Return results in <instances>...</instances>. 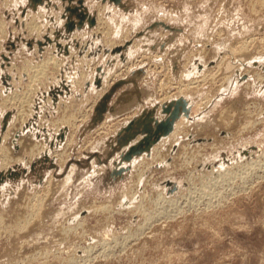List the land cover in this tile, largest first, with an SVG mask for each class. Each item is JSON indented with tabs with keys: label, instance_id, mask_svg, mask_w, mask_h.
Listing matches in <instances>:
<instances>
[{
	"label": "rangeland",
	"instance_id": "1",
	"mask_svg": "<svg viewBox=\"0 0 264 264\" xmlns=\"http://www.w3.org/2000/svg\"><path fill=\"white\" fill-rule=\"evenodd\" d=\"M43 1L0 0V264H264V0Z\"/></svg>",
	"mask_w": 264,
	"mask_h": 264
},
{
	"label": "water",
	"instance_id": "2",
	"mask_svg": "<svg viewBox=\"0 0 264 264\" xmlns=\"http://www.w3.org/2000/svg\"><path fill=\"white\" fill-rule=\"evenodd\" d=\"M69 1H70V3H72L73 0H69ZM114 1L116 3L121 2V0H114ZM36 2H40L41 4H44L43 0H36ZM77 2L79 3L78 6H74V7L70 6V7H67L66 9L71 11L72 13L76 14L78 16V18L81 20L78 26H81L82 21L86 18H89L90 26H94L96 24V18L87 13L86 9L84 8V3L82 0H77ZM67 27H68V31H72L76 27V25L71 22L67 25ZM47 40L49 42L51 41L49 38H47ZM40 45H42V43H40ZM118 50L121 51V49H118ZM105 98H109V95L106 96ZM173 105L175 106V109L172 110V109L168 108L167 112L170 114V116L167 117L166 120L163 122L158 121L156 123V126H157L156 129L152 130V128L150 126V123L152 120L150 121V123L148 122L146 129H145V131L148 133V136H146L144 141L140 142V144L130 147V150L124 156V159L126 161H131V159L134 156H136L138 154H142L144 151H149L153 144L158 142L163 136L169 135L173 131L174 123H175L176 119L180 116V113L183 111L188 112V110H189L188 104L184 99H180V100L176 101L175 103H173ZM104 110H105V107L100 108V113L103 112ZM8 117H9V115H7L5 118V121H4L5 126L7 124ZM134 129H135V122H133L127 128H124V130L122 132H120V135H123L125 132L132 133V131ZM135 135L136 134L133 133L131 135V138H134ZM11 173L13 175V173H15V172L12 171ZM120 173H122V172L120 171ZM3 180H4V175H0V182Z\"/></svg>",
	"mask_w": 264,
	"mask_h": 264
},
{
	"label": "bare ground",
	"instance_id": "3",
	"mask_svg": "<svg viewBox=\"0 0 264 264\" xmlns=\"http://www.w3.org/2000/svg\"><path fill=\"white\" fill-rule=\"evenodd\" d=\"M140 21H141V19L137 20V23L140 22ZM141 22H142V21H141ZM34 27H35V26H34ZM36 27H37V26H36ZM172 36H173V35H172ZM254 40H255V39H254ZM248 41H249V40H248ZM112 43H113V42H112ZM178 46H179V48H181V47L184 48L183 45H178ZM178 46H177V47H178ZM178 50H179V49H178ZM178 50H176V53H177ZM224 50H225V49H224ZM181 51H182V49H181ZM181 51H180V52H181ZM173 52H174V51H173ZM231 52H232V51H231ZM242 59H243V57H242ZM53 60H55V59H54L53 57H50L48 60H46V62H44L46 65H43L42 63H41V65H43V66H47V65H48L50 62H52ZM198 60H199V59H198ZM55 61H56V60H55ZM245 62H246V61H245ZM223 64H224V62H223ZM234 64H235V63H234ZM217 65H218V64H217ZM40 67H41V66H40ZM40 67H38V66H37V67H34L33 70L35 71V68H38V70L36 69V72L39 73V72L42 71V72H41V75H42V73L45 72V71H44V70H45V67H44V68H42V67L40 68ZM222 67H223V66H222ZM230 67L233 68V64H232V63H228V68H230ZM46 68H47V67H46ZM235 70H236V69H235ZM235 70H234V71H235ZM34 71H33V72H34ZM246 71H248V70H246ZM249 71H250V70H249ZM249 71H248V72H249ZM36 72H34V73H36ZM232 72H233V71H232ZM259 73H260V72H259ZM237 74H238V73H237ZM32 76H33V75H32ZM36 76H37V75H36ZM36 76H35V77H36ZM39 76H40V74H39ZM251 76H252V75H251ZM259 76H260V75H258L257 77H259ZM263 76H264V75H263ZM32 78H33V81H34L35 78H34V77H32ZM252 79H253V78H252ZM263 79H264V78H263ZM31 81H32V80H31ZM257 85H258V84H257ZM110 87H111V86H110ZM108 88H109V87H108ZM108 88H107V89H108ZM190 88H191V87H190ZM104 89H105V87H104ZM107 89H106V90H107ZM146 89H147V88H146ZM185 89H186V88H185ZM34 90H35V89H34ZM181 90H182V88H181ZM186 90H187V89H186ZM150 91H151V90H150ZM180 92H181V91H180ZM147 93H149V91H144L143 94L148 95ZM180 94H181V93H180ZM194 95H195V94H194ZM169 97H170V96H169ZM177 97H181V95L178 94ZM26 98H27V97H26ZM166 98H167V97H166ZM186 98L189 99L190 101L195 99L194 96H193L192 98H189V96H186ZM27 99H28V98H27ZM27 99H25V100H27ZM171 99H173V98H171ZM165 100H166V101H170L169 98H167V99H165ZM27 101H28V100H27ZM154 101H155V100H154ZM190 101H189V102H190ZM190 103H191V102H190ZM188 104H189V103H188ZM137 105H139L138 102L130 103L129 105H127V106L125 107V109H126V111H127L128 108H131V107H134V106H137ZM190 105H192V104H190ZM131 109H132V108H131ZM129 110H130V109H129ZM129 110H128V111H129ZM20 111H21V110H20ZM119 112H120V111H118V114H119ZM120 113H121V112H120ZM64 119H65V118H64ZM66 120H67V119H66ZM68 122H69V121H68ZM124 124H126V123H124ZM197 124H198V123H197ZM74 125H75V124H74ZM183 126H184V125H183ZM120 127H121V126H120ZM175 128H176V127H175ZM120 129H121V128H120ZM73 131H75V130H73ZM173 131H175V130H173ZM172 133H173V132H172ZM173 134L175 135V132H174ZM173 134H171V135H173ZM175 136H177V135H175ZM167 137H168V136H167ZM179 137H180V136H179ZM175 138H176V137H175ZM178 140H179V139H178ZM166 141H167V140H166ZM166 141L164 140V142H166ZM164 142H163V143H164ZM173 142H174V140H173ZM160 143H161V142H160ZM163 143H162V144H163ZM177 143H178V142H177ZM177 143H176V144H177ZM13 144H14V143H13ZM164 144H165V143H164ZM172 144H173V143H172ZM176 144H175V145H176ZM167 145H168V144H167ZM170 145H171V143H170ZM170 145H168V146H170ZM159 146H160V145H159ZM40 147H41V146H34L33 148L31 147V148L29 149L30 154H32V156H33L34 154H36L37 152H38V154H40V156H41V154H44L43 152H44L45 147H41V148H40ZM156 147H158L157 144H156ZM173 147H174V146H173ZM163 148H164V147H163ZM171 149H172V148H171ZM152 150H153V148H152ZM155 150H156V149H155ZM167 150H168V148H167ZM169 150H170V149H169ZM29 152H27V153H29ZM163 152H164V151H163ZM168 152H169V151H168ZM151 154H152V153H151ZM151 154H150V155H151ZM169 154H170V152H169ZM32 156H31V157H32ZM61 156H62V155H61ZM164 156H165V155H164ZM0 157H1V158H0V169L3 170V169H7L10 165L12 166L11 163L14 162V161H13V158H12V156H11V154H10V150H9V148H7L5 145H1V146H0ZM143 157H144V156H143ZM147 157H148V156H147ZM149 157H150V156H149ZM151 157H152V156H151ZM61 158H62V157H61ZM17 160H18V159H17ZM134 160H135V159H134ZM134 162H135V161H134ZM131 163H132V162H131ZM135 163H136V162H135ZM136 164H137V163H136ZM131 165H132V164H131ZM2 170H1V171H2ZM96 172H97V171H96ZM72 173H73V171H72ZM95 174H96V173H95ZM72 175H73V174H72ZM93 175H94V174H93ZM69 176H71V173H70ZM72 177H73V176H72ZM92 177H93V176H92ZM68 179H70V177H68ZM67 182H68V181H67ZM70 183H71V182H70ZM66 184H67V183H66ZM26 208H27V207H26ZM99 208H100V207H99ZM99 208H98V209H99ZM104 208H105V207H104ZM101 209H102V208H101ZM75 213H76V212H75ZM150 215H151V214H150ZM152 215H153V214H152ZM152 215H151V216H152ZM160 215H162V214H160ZM158 216H159V215H158ZM160 218H161V217H160ZM128 239H129V238H128ZM131 241H132V240H131ZM85 261H86V260H85Z\"/></svg>",
	"mask_w": 264,
	"mask_h": 264
},
{
	"label": "crops",
	"instance_id": "4",
	"mask_svg": "<svg viewBox=\"0 0 264 264\" xmlns=\"http://www.w3.org/2000/svg\"><path fill=\"white\" fill-rule=\"evenodd\" d=\"M138 106V105H137Z\"/></svg>",
	"mask_w": 264,
	"mask_h": 264
}]
</instances>
